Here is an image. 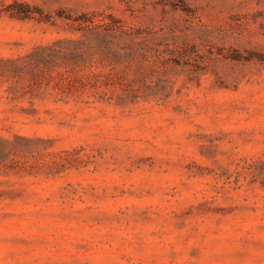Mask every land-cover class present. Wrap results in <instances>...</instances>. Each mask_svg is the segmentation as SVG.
<instances>
[{
	"label": "rangeland",
	"instance_id": "374dc122",
	"mask_svg": "<svg viewBox=\"0 0 264 264\" xmlns=\"http://www.w3.org/2000/svg\"><path fill=\"white\" fill-rule=\"evenodd\" d=\"M0 264H264V0H0Z\"/></svg>",
	"mask_w": 264,
	"mask_h": 264
},
{
	"label": "trees",
	"instance_id": "16d2710c",
	"mask_svg": "<svg viewBox=\"0 0 264 264\" xmlns=\"http://www.w3.org/2000/svg\"><path fill=\"white\" fill-rule=\"evenodd\" d=\"M13 5L18 6V8L11 11L10 15L18 18H30L33 16V10L28 3L15 1Z\"/></svg>",
	"mask_w": 264,
	"mask_h": 264
}]
</instances>
